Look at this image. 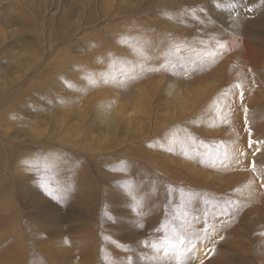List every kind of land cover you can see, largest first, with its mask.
<instances>
[{
    "label": "rangeland",
    "instance_id": "obj_1",
    "mask_svg": "<svg viewBox=\"0 0 264 264\" xmlns=\"http://www.w3.org/2000/svg\"><path fill=\"white\" fill-rule=\"evenodd\" d=\"M0 157V264H264V0H0Z\"/></svg>",
    "mask_w": 264,
    "mask_h": 264
},
{
    "label": "bare ground",
    "instance_id": "obj_2",
    "mask_svg": "<svg viewBox=\"0 0 264 264\" xmlns=\"http://www.w3.org/2000/svg\"><path fill=\"white\" fill-rule=\"evenodd\" d=\"M89 21H91L90 18H89ZM136 50H137V49H136ZM130 51H131V50H130ZM129 53H130V52H129ZM131 54H132V53H131ZM128 56H129V54H128ZM128 58H129V57H128ZM105 109H106V108H105ZM106 111H107V110H106ZM106 111H105V112H106ZM105 114H106V113H105ZM0 159H1V157H0ZM20 250H21V248H20L18 245H17L16 247H14L13 250H12V249H9V250H8V251L10 252V254L12 255V259H13L12 262H13L14 264L18 263V260H19V258H20V257H19V251H20ZM67 251H68V250H67ZM94 251H95V250H94ZM56 252H57L58 255H63L62 257L65 258V257H64L65 255H64L63 252H61V250L58 249ZM14 253H15V254H14ZM5 254H7V253L5 252ZM195 254H196V253H195ZM13 255H14V256H13ZM192 256H193V255H192ZM90 257H91V256H90ZM90 257H89V258H90ZM258 257H259V256H258ZM95 259H96V258H95ZM61 261H62V260H61ZM89 261H90V260H89ZM120 264H125V263H120Z\"/></svg>",
    "mask_w": 264,
    "mask_h": 264
},
{
    "label": "snow or ice",
    "instance_id": "obj_3",
    "mask_svg": "<svg viewBox=\"0 0 264 264\" xmlns=\"http://www.w3.org/2000/svg\"><path fill=\"white\" fill-rule=\"evenodd\" d=\"M181 243H183V241H181Z\"/></svg>",
    "mask_w": 264,
    "mask_h": 264
}]
</instances>
